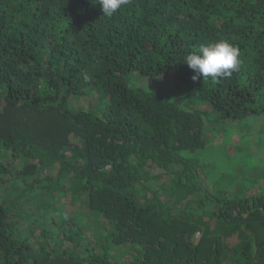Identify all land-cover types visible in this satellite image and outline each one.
<instances>
[{
    "label": "trees",
    "instance_id": "trees-1",
    "mask_svg": "<svg viewBox=\"0 0 264 264\" xmlns=\"http://www.w3.org/2000/svg\"><path fill=\"white\" fill-rule=\"evenodd\" d=\"M262 120L264 0H0V264H264Z\"/></svg>",
    "mask_w": 264,
    "mask_h": 264
},
{
    "label": "clouds",
    "instance_id": "clouds-1",
    "mask_svg": "<svg viewBox=\"0 0 264 264\" xmlns=\"http://www.w3.org/2000/svg\"><path fill=\"white\" fill-rule=\"evenodd\" d=\"M101 7L102 14L112 17L122 6L127 5L129 0H91ZM239 49L227 40L201 44L184 58V63L194 72V81L211 78L213 81L220 77H227L238 68ZM89 80L88 76L84 77Z\"/></svg>",
    "mask_w": 264,
    "mask_h": 264
},
{
    "label": "rangeland",
    "instance_id": "rangeland-1",
    "mask_svg": "<svg viewBox=\"0 0 264 264\" xmlns=\"http://www.w3.org/2000/svg\"><path fill=\"white\" fill-rule=\"evenodd\" d=\"M262 122H264V120H262ZM261 123V121L257 120L253 123V125L259 124ZM252 128V124L251 126H244L242 127L240 130H237V128H229V131L236 134L238 132H245L249 129ZM255 132H253L254 135ZM259 132H257L258 134ZM237 136L235 135L233 137V141H236L234 138H236ZM224 139H226L227 144H230L231 148L230 150H220L219 153L214 154L212 157H216V160L219 162V159L222 160L224 159L226 162H228L229 160H231L232 162H239V163H245V164H250V165H254V162H258V159H260L261 157L264 156V145H255L254 141H246V142H233L229 140V135H227ZM220 140V139H219ZM238 140V138H237ZM219 142H223V141H219ZM226 144V143H225ZM222 145V143H221ZM254 159V162H253ZM35 201L39 200V198L34 197L33 198ZM67 204L69 203V201L66 202ZM69 206V204H68ZM70 207V206H69Z\"/></svg>",
    "mask_w": 264,
    "mask_h": 264
},
{
    "label": "water",
    "instance_id": "water-1",
    "mask_svg": "<svg viewBox=\"0 0 264 264\" xmlns=\"http://www.w3.org/2000/svg\"><path fill=\"white\" fill-rule=\"evenodd\" d=\"M233 218H234V217H233ZM234 219H238V220H240V218H236V217H235Z\"/></svg>",
    "mask_w": 264,
    "mask_h": 264
}]
</instances>
